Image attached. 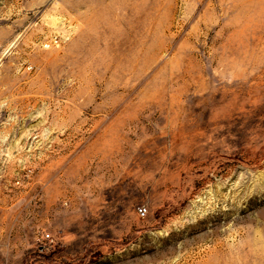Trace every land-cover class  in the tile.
Returning a JSON list of instances; mask_svg holds the SVG:
<instances>
[{"label": "rangeland", "instance_id": "1", "mask_svg": "<svg viewBox=\"0 0 264 264\" xmlns=\"http://www.w3.org/2000/svg\"><path fill=\"white\" fill-rule=\"evenodd\" d=\"M0 264H264V0H0Z\"/></svg>", "mask_w": 264, "mask_h": 264}, {"label": "built area", "instance_id": "2", "mask_svg": "<svg viewBox=\"0 0 264 264\" xmlns=\"http://www.w3.org/2000/svg\"><path fill=\"white\" fill-rule=\"evenodd\" d=\"M138 213H139V216H141V217H146V215H147V210L145 209V208H140L139 210H138ZM43 239H44V241H46V242H52V238H51V236L50 235H48V234H46V235H44L43 236Z\"/></svg>", "mask_w": 264, "mask_h": 264}]
</instances>
